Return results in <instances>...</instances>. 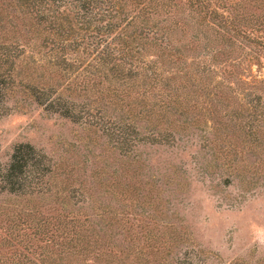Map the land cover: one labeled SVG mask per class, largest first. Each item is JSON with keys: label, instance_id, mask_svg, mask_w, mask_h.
<instances>
[{"label": "trees", "instance_id": "1", "mask_svg": "<svg viewBox=\"0 0 264 264\" xmlns=\"http://www.w3.org/2000/svg\"><path fill=\"white\" fill-rule=\"evenodd\" d=\"M185 26L193 46L201 32L203 59L183 60L188 43L174 30L184 35ZM0 34L14 38L0 42V113L6 88L22 77L18 84L45 109L97 127L121 155L196 123L189 110L199 92L253 118L264 105L257 91L237 102L224 93L227 83L205 73L238 39L257 62L264 55V0H0ZM55 173L28 142L15 143L0 163V193L19 202L8 216L9 238L21 246L4 264H186L169 255L165 238L134 230L147 221L128 219L124 206L103 202L92 216L78 214L68 175ZM111 176L104 191L135 199L134 184L122 190Z\"/></svg>", "mask_w": 264, "mask_h": 264}, {"label": "rangeland", "instance_id": "2", "mask_svg": "<svg viewBox=\"0 0 264 264\" xmlns=\"http://www.w3.org/2000/svg\"><path fill=\"white\" fill-rule=\"evenodd\" d=\"M246 8L257 12L252 5ZM185 29L184 35L174 30L176 41L188 43L183 60L203 59L201 32L193 46ZM10 38L0 34V42ZM251 54L248 44L238 39L232 51L219 53L216 62L207 61L214 63L208 65L207 79H222L227 83L224 93L241 104L253 91L264 95V55L257 62ZM18 78L14 76L2 101L0 163L7 162L15 143L28 142L53 163L56 179L68 175L72 200L81 205L78 214L92 216L103 202L124 206L128 219L147 221L144 226L136 222L134 230L165 238L169 255L180 263L264 264V105L253 118L249 110L237 111V103L229 107L199 92L189 110L196 123L167 140L139 144L134 154L125 156L97 127L45 109ZM218 95L224 96L222 91ZM112 172L122 190L134 184L135 199L104 191ZM16 205L18 198L0 193V264L11 263L14 251L21 249L8 234V216Z\"/></svg>", "mask_w": 264, "mask_h": 264}]
</instances>
